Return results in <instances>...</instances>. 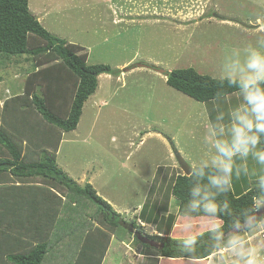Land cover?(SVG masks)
<instances>
[{"label":"rangeland","instance_id":"374dc122","mask_svg":"<svg viewBox=\"0 0 264 264\" xmlns=\"http://www.w3.org/2000/svg\"><path fill=\"white\" fill-rule=\"evenodd\" d=\"M117 1L123 12L116 13L113 9L118 4L110 0H28V6L33 14L46 12L44 25L52 21L54 26L49 33L83 47L88 65L120 70L118 75L99 78V87L85 102L76 129L62 134L55 162L80 186L92 180L98 196L110 199L112 208L126 220L137 225L143 220V230L149 234L152 225L140 218L143 207L147 213L158 209L159 215L167 207L175 210V204L168 203L170 189L175 176L183 173L174 151L189 165L198 162L210 151L203 142L210 119L242 103L240 93L197 102L169 87L163 73L193 68L217 78L223 55L231 48L258 46L257 39L264 36V0ZM25 57L12 58L0 72V101L21 92L26 75L33 71L34 61L27 62ZM132 65L137 67L127 69ZM8 88L11 93L7 94ZM37 154H31L32 160L38 159ZM245 163L250 170L246 184L255 186L253 173L261 174L264 169L251 158ZM7 182L1 181L0 188L17 186L15 180ZM28 182L40 183L39 179ZM51 207L53 214L59 211L56 205ZM204 223L202 219L193 224ZM196 229L203 230L202 226ZM183 237L180 232L171 238ZM133 250L144 255L132 236L123 242L112 239L104 264L143 263ZM150 252L157 254L155 249ZM208 262H217V256ZM72 263L70 258L68 264Z\"/></svg>","mask_w":264,"mask_h":264},{"label":"trees","instance_id":"16d2710c","mask_svg":"<svg viewBox=\"0 0 264 264\" xmlns=\"http://www.w3.org/2000/svg\"><path fill=\"white\" fill-rule=\"evenodd\" d=\"M84 51L49 33L30 12L28 0H0V64L22 56L27 62L34 61L21 92L5 99L1 112L0 183L6 185L12 179L17 186L0 188L7 198L0 194V264H47V259L48 264H68L70 258L72 264H102L111 240L123 241L126 235L134 238L144 254L155 249L157 256L166 259H208L216 252L211 234L200 237L194 256L184 253L182 238L169 236L172 221L181 218L180 210L187 201L190 175L173 179L170 193L177 201L176 216L159 220L158 209L141 210L140 218L147 216V221L156 213L158 234H164L160 237L147 234L134 220L127 221L91 184L80 186L57 166L62 134L76 129L85 102L97 90L98 77L120 73L108 65H88ZM139 66L162 72L147 64ZM163 74L169 87L200 103L239 93L193 68ZM259 147L264 148V142ZM33 153L38 159L32 160ZM32 179L40 183L29 184ZM246 183L242 188L234 178L231 192L216 197L218 204L225 200L229 204L222 214L226 233L234 220H243V210L259 191ZM52 205L59 211L53 214ZM143 241L163 247L153 248Z\"/></svg>","mask_w":264,"mask_h":264},{"label":"clouds","instance_id":"9594fccd","mask_svg":"<svg viewBox=\"0 0 264 264\" xmlns=\"http://www.w3.org/2000/svg\"><path fill=\"white\" fill-rule=\"evenodd\" d=\"M256 44L234 47L223 55L217 82L237 89L242 103L210 119L203 136L210 151L198 162L190 163L187 201L180 210L185 234L180 241L182 250L187 256L196 255L200 237L211 234L216 264H264V239H256L264 234V214L258 215L264 208V172L253 173L259 191L243 210V220H234L227 233L222 214L229 204L227 200L223 204L216 200L231 192L234 178L249 175L244 163L249 158L264 169V148L259 147L264 142V36ZM197 218L205 221L203 230L193 224Z\"/></svg>","mask_w":264,"mask_h":264},{"label":"crops","instance_id":"0c3cea01","mask_svg":"<svg viewBox=\"0 0 264 264\" xmlns=\"http://www.w3.org/2000/svg\"><path fill=\"white\" fill-rule=\"evenodd\" d=\"M128 1V0H127ZM110 2H114V3H116V4H118L117 5V8L116 9H113L116 13L117 12H123V10H121V7H120V5H119V3H118V1L116 0H114V1H111L110 0ZM125 2V1H124ZM127 3H130V1H128ZM130 4H132V3H130ZM120 9V10H119ZM46 14V12H39V14L38 13H32V15L39 21V23L44 27V28H46V30L47 31H49V32H51V33H53V30H54V26H53V22L52 21H49V23L47 24V25H44V18H46L47 16L45 15ZM257 31V30H256ZM23 60V59H22ZM8 64V62L6 63V65ZM6 65H1L0 64V72L6 67ZM28 75V74H27ZM27 75H26V77H27ZM101 76H105V75H100L99 77H98V87H99V78L101 77ZM114 77V76H113ZM1 80V79H0ZM12 81H14V80H12ZM25 81V80H24ZM23 81V82H24ZM0 83H2V82H0ZM14 82H10V84H13ZM15 85H17V84H15ZM13 86V85H12ZM98 87H97V89H98ZM9 90H7L8 92H6L7 94L9 93V91H10V93H11V89L10 88H8ZM19 89H20V87H19ZM20 91H21V89H20ZM14 94H18V93H20V92H18V91H16V92H13ZM236 95H238V93H235ZM235 94H232V95H235ZM92 96V95H91ZM8 97H10V96H8ZM8 97H6V98H2L1 97V99H3L2 101H0V104H2V102L5 100V99H7ZM240 163V162H239ZM245 163V162H244ZM158 168V167H157ZM156 168V169H157ZM162 168H164V167H162ZM165 173V172H164ZM161 180L164 178V175H162L161 177H159ZM243 179H245V181H243ZM248 180V176H243V175H241V177L240 178H238L237 179V181L240 183V186L243 184V183H245L246 181ZM89 182V181H88ZM91 182H92V180H91ZM91 182H90V184H91ZM92 185V187H93V184H91ZM245 186H243L242 188H244ZM94 188V187H93ZM96 192H97V190H95ZM98 194V193H97ZM103 198V197H102ZM105 201H107L114 209H115V207H114V205H113V203L111 202V200L110 199H105V198H103ZM169 205H174L173 207H174V209L175 210H173L172 208H168L167 207V209L166 210H164V212H163V214L162 215H159L158 216V219L160 220V219H164V218H168V216H176V213H177V201L171 196L170 197V200H169ZM174 203V204H173ZM135 212V211H134ZM155 213V212H154ZM153 213V214H154ZM158 213H159V211H158ZM137 214V213H136ZM135 215V214H134ZM137 216H138V214L136 215V216H134L135 218H137ZM150 219H148L149 221H147V216L145 217V219H146V222H148V224L147 225H149V226H151V230H152V232L151 233H149L150 235H159V236H163L164 234L163 233H159L158 234V228H157V224H156V222H155V218L156 217H154V216H150L149 217ZM167 220V219H166ZM128 221V220H127ZM202 221V219L201 218H198V219H195L194 221H193V223H199V222H201ZM138 222H140V224H144L143 222V220L142 221H138ZM182 223H183V221H182V219L181 218H179V217H177L176 218V220L175 221H172V226H171V230H170V232H169V236L170 237H174V236H176V234L177 233H180V232H182V230H181V225H182ZM167 224H168V222H167ZM203 224H197L196 225V227L199 229V227H201ZM203 229V228H202ZM200 230V229H199ZM182 234L183 235H185L183 232H182ZM262 235V237H264V234H261ZM128 236V235H127ZM129 237V236H128ZM128 237H125L124 238V240L126 239V238H128ZM250 239H251V237H250ZM123 240V241H124ZM122 241V242H123ZM111 242H112V240H111ZM110 245H111V243H110ZM109 248H110V246H109ZM118 248L120 249L121 247L120 246H118ZM109 250V249H108ZM134 251V250H133ZM138 252L140 251V249L139 250H137ZM108 253V252H107ZM133 254L136 256V257H138V258H141L140 260L141 261H143V263H141V262H139V263H135V264H166V262H172L173 264H202V263H209L208 262V260H212V258H214L215 256H217V254H216V252L211 256V257H209L208 259H206V260H188V259H166V258H162V257H159V256H157V255H152V253H148V254H144L143 256L142 255H137L136 254V252L134 251L133 252ZM107 256V255H106ZM137 258V259H138ZM105 259H106V257H105ZM105 259H104V261H105ZM104 261H103V263L102 264H104ZM214 262V261H213ZM168 264V263H167ZM210 264V263H209ZM213 264H216V262L215 263H213Z\"/></svg>","mask_w":264,"mask_h":264},{"label":"water","instance_id":"95a60500","mask_svg":"<svg viewBox=\"0 0 264 264\" xmlns=\"http://www.w3.org/2000/svg\"><path fill=\"white\" fill-rule=\"evenodd\" d=\"M161 73H163V72H161ZM174 157H175L177 165L180 168V170L182 171L183 175L189 176L190 175L188 173V171H190L189 164H187V162L182 158V156L176 150L174 151ZM258 215H260V213H258ZM143 242H145V241H143ZM145 243L149 244L153 248H162L163 247V244H161L159 246L156 242L146 241Z\"/></svg>","mask_w":264,"mask_h":264}]
</instances>
